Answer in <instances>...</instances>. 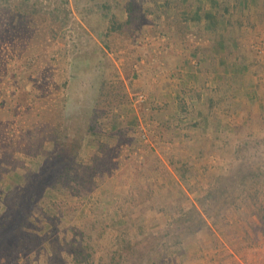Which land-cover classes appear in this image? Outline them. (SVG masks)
Listing matches in <instances>:
<instances>
[{
	"label": "rangeland",
	"instance_id": "374dc122",
	"mask_svg": "<svg viewBox=\"0 0 264 264\" xmlns=\"http://www.w3.org/2000/svg\"><path fill=\"white\" fill-rule=\"evenodd\" d=\"M0 264H264V0H0Z\"/></svg>",
	"mask_w": 264,
	"mask_h": 264
},
{
	"label": "trees",
	"instance_id": "16d2710c",
	"mask_svg": "<svg viewBox=\"0 0 264 264\" xmlns=\"http://www.w3.org/2000/svg\"><path fill=\"white\" fill-rule=\"evenodd\" d=\"M41 187H42L43 192L47 191L50 188L49 185H47L46 187H45V185H43Z\"/></svg>",
	"mask_w": 264,
	"mask_h": 264
}]
</instances>
